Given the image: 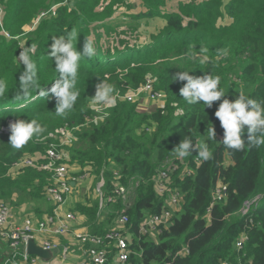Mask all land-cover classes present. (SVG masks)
<instances>
[{
    "label": "trees",
    "instance_id": "trees-1",
    "mask_svg": "<svg viewBox=\"0 0 264 264\" xmlns=\"http://www.w3.org/2000/svg\"><path fill=\"white\" fill-rule=\"evenodd\" d=\"M1 1L6 14L0 22V77L6 79L8 91L0 98V130L11 120L37 119L46 131L20 150L9 144L10 134L0 132V200L15 206L28 197L34 202L47 198L46 187L51 183L49 173L26 166L13 176L9 171L12 163L45 150L63 119L79 124L92 116V97L96 84L103 79L113 83L116 90L128 92L141 86L149 73L154 72L155 88L165 97V102L156 110L144 113L138 110L136 101L121 100L111 107L104 120L76 130L75 142L66 146L70 163L80 167L75 175L87 173L100 179L103 170L106 197L112 194L117 181L135 185L129 208H123L120 197L107 200L110 201L107 204L122 208L129 216L133 232L129 264H219L222 258L235 262L239 255L243 256L245 264H264V145L256 147L246 143L243 151L224 146L220 141L223 129L214 115L220 101L214 102L212 108H205L202 103L188 105L179 93L184 82L172 78L183 70L191 71L193 76L220 75V87L226 98L234 100L243 92L264 101V0L180 3L177 12L164 14V27L142 46H128V42H123L124 48L96 46L93 57L80 61L77 83L80 96L66 117L57 116L55 100L37 90H32L27 99H15L18 78L24 70L18 56L22 47L26 50L25 42L28 47L36 45L32 58L37 63L39 84L41 89H50L59 78L55 63L48 55L52 37L76 26V47L81 50L85 38H91L92 32L106 31L105 26L91 29V25L108 17L117 0H111L103 12H96L102 0H77L75 5L65 0ZM144 2L152 15L158 12L160 0ZM53 5H57L55 13L47 17L51 19H43L34 29V38H26L22 44L20 36L25 34L24 26ZM225 6L231 22L221 24L219 20ZM140 16L147 17L149 13ZM190 44L196 45L192 51L197 53L201 46L206 48L209 61L201 63L191 59ZM221 49H226L228 54L221 55ZM117 54L122 56L121 61L116 60ZM103 58L108 60L103 61ZM212 123L217 140H209L205 133L207 124ZM189 137L208 143L212 158L205 161L193 153L176 159L173 149L183 138ZM168 161L177 165L168 188L179 189L181 211L174 215L158 240L138 236L142 218L160 213L166 205L169 193H156L155 177L157 170ZM116 171L120 174L119 180L115 177ZM218 187L222 188L223 196L214 199ZM258 197L262 203H253L252 210H256L246 217L239 214L247 202ZM52 210L53 206L49 205L47 211ZM75 210L85 216L87 228L97 235L106 234L114 218L116 221L118 218L107 209L106 217L101 220L99 200L92 198L79 202ZM242 231L248 233L249 239L244 249L237 252L233 241ZM183 249L184 253L180 254ZM114 254L115 248H112L109 261Z\"/></svg>",
    "mask_w": 264,
    "mask_h": 264
},
{
    "label": "clouds",
    "instance_id": "clouds-1",
    "mask_svg": "<svg viewBox=\"0 0 264 264\" xmlns=\"http://www.w3.org/2000/svg\"><path fill=\"white\" fill-rule=\"evenodd\" d=\"M68 1L69 0H65L66 3H68ZM202 1L204 0H189V2L187 3H193V2L198 3ZM109 3L105 5H108ZM224 16L225 14L223 15V17ZM97 24H98L97 22H94L93 26ZM151 36L150 38H146L148 40L145 43H147L151 39ZM77 39H78V33L75 29L71 31L66 30L65 34L58 36L54 35L52 37L53 42L50 45L51 51L50 53H48V55L55 63V69L56 72L59 73V78L55 80V83L52 84L50 89H46V90L41 89L40 87L37 63L32 58L33 55L35 54L36 45L34 44L31 45L30 51H25L22 47V51L20 52L18 58L20 63L23 65L24 70L20 73L18 78L19 90L15 94V99L16 100L27 99L32 90H37L40 92L41 95H47L49 99L55 100V114L57 116L66 117L68 113H70L73 110L80 96V91L77 88L80 61L84 57L91 58L95 55L94 41L91 38L89 37L85 38L81 50H78V48L76 47ZM134 44H137L136 41L129 42V45L131 46H133ZM195 47H196L195 44L189 45L188 54L190 58L198 59L200 60L201 63H207L209 61V57L206 55L207 49L201 46L200 52L197 53L192 51V49H194ZM220 54L226 56L228 52L226 49H221ZM190 72L191 71L183 70L181 72H178L175 76L172 77L174 81L184 82L183 86L179 89L180 96L184 99V101L188 105L202 103L203 105L206 106L205 108H212L214 102L220 101L214 115L215 118L219 120L220 127L223 129V137L222 140L220 141L224 146L232 150L243 151L245 150L246 143L249 145H254L256 147H260L264 145V101H257L256 99L246 96L243 92H240L239 96L234 100L226 98V93L220 87L221 85L220 75L204 73L201 76H193L190 74ZM155 85L156 84L154 80V87ZM135 90L136 89L134 88L128 92L132 93ZM155 90L157 89L155 88ZM7 91H8L7 81L5 78L0 77V98L5 97ZM118 91H120L122 94H126L121 89H117L116 91L115 85L113 83L108 82L106 78L103 79L101 82L97 83L95 95L92 97V101H91L94 106L93 109L94 112L92 116L87 117V120L94 118V116L97 114L96 110L99 111V108L97 107H99L100 105L110 106L109 108L106 109V113L108 115V111L111 109V107L115 106L118 101L127 100V99H121L117 101L116 92ZM147 98L151 100H158L162 98L164 99L165 102V97H163L162 94L161 97L157 99H152L149 96ZM137 99L140 98L138 97L134 101H129V100L128 101L129 102L136 101L138 106L139 101H137ZM144 113H148V112H144ZM107 115L102 119H99L94 122H99L104 120L107 117ZM87 120L79 124L70 123L69 121L66 122H69V124L81 125L80 128L82 129L83 127H88L92 123H94L90 121L87 123ZM62 122L63 121H61L60 124ZM9 130H10L9 144L13 149L20 150L24 148V146L27 145L29 141L33 140L35 137L41 136V134H43L46 131V128L37 119H31L30 121H26L24 119H17L16 121L10 123ZM245 132L247 133L246 139H245ZM205 133L209 140H217L216 128L213 123L211 124V126L207 124ZM55 140L56 138L54 137V141ZM173 150L175 151L178 158H186L191 154L196 153L199 156V158L207 161L211 159L213 156V152L210 149L208 143H202L198 139L194 140L193 138L190 137L183 138V140ZM38 153H42V152L40 151ZM168 162H166L164 165H166ZM163 166L159 168L157 174L163 168ZM102 175L104 177L103 170L101 171L100 181ZM72 176L74 175L72 174ZM74 178L76 179V176H74ZM172 179H173V174L171 175V181ZM133 180H130V182ZM126 186H130V185H126ZM218 188L221 189L220 197H217L215 192L214 199H221L223 196L222 188L221 187ZM102 191L104 193L103 187H102ZM104 196L105 198L108 197V196L106 197L105 193ZM168 199H169V194L168 197H166V203L168 202ZM254 202L262 203V200L260 197H258L251 202H247L239 214L246 217L250 212L256 210L257 208L252 210V205ZM51 205L54 207L52 203ZM180 211L181 209L178 212ZM178 212H174L173 217ZM99 215H100V211H99ZM148 237H152V236H148Z\"/></svg>",
    "mask_w": 264,
    "mask_h": 264
},
{
    "label": "built area",
    "instance_id": "built-area-1",
    "mask_svg": "<svg viewBox=\"0 0 264 264\" xmlns=\"http://www.w3.org/2000/svg\"><path fill=\"white\" fill-rule=\"evenodd\" d=\"M1 1V0H0ZM117 93V101L127 99L134 101L136 98L151 97L157 99L161 97V93L155 90L154 80L147 78L145 83L139 86L134 92L130 94H122L120 91ZM108 105H100L99 111L94 118L87 120V123L102 119L107 115L106 109ZM96 108V109H97ZM15 120H11L10 123ZM3 127L0 132L10 134L9 125ZM81 125L69 124L63 122L55 128L54 137L46 148L44 153H39L36 156H28L12 163V168H23L26 166L35 167L40 170L47 171L51 176V183L46 187L47 198L54 205L52 213L44 214L41 220L34 221L31 217L25 219L22 224H12L10 217L12 215V206L5 200H0V239L9 243L11 248L8 256L5 258L3 264H41L42 259L38 255L29 253L27 250L28 241L37 238L38 235L43 233H55L57 235H64L70 231L73 226L77 215L71 211L63 212L62 208L67 202V198L72 189V180H76L70 174L69 166L64 161L63 149L66 146H71L75 142V131ZM177 169V165L168 162L159 171L155 177V188L158 195H164L167 191L169 199L163 210L160 213L149 214L142 218L138 224V236H158L164 229L168 228L172 223L174 212H178L182 204V195L178 188L170 190L168 185L171 182V175ZM190 175L191 172H186ZM115 177H120L116 171ZM105 183L102 175L99 182L100 202L99 211L102 212L107 200H116L118 197H126L129 187L122 184L120 181L115 183L113 194L105 198L103 191H101ZM221 189L216 191L217 197H220ZM118 228H112L104 235L92 234L87 230H79L75 232L76 237L84 246L86 251V259L79 264H129V257L132 253L130 248L131 238L133 232L129 226L130 219L124 210L121 211L117 218ZM122 226V228L119 227ZM248 240L246 231L241 232L234 240L233 245L237 252L244 249L245 243ZM42 247L48 250H53L57 246L50 240H45L41 244ZM115 248V254L112 261H109L110 250ZM184 249L180 254L184 253ZM63 258L68 254V248L63 246L60 251ZM250 260V259H249ZM219 264H245L243 256L239 255L236 258V263L231 260L220 259ZM165 264H172L166 262Z\"/></svg>",
    "mask_w": 264,
    "mask_h": 264
},
{
    "label": "crops",
    "instance_id": "crops-1",
    "mask_svg": "<svg viewBox=\"0 0 264 264\" xmlns=\"http://www.w3.org/2000/svg\"><path fill=\"white\" fill-rule=\"evenodd\" d=\"M109 2L110 0H102V2L99 4L100 6L97 7L96 12H103L106 6L105 4ZM187 2H189V0H160V5H158L157 8L158 12L152 15V12L149 10L150 8L145 4L144 0H117L113 5L112 13L104 20L96 22H113L115 19H125L130 22H137L139 23L138 30L143 33V36L141 37L142 40L150 38L152 34L157 33L162 27H164L166 22H162L161 16H164L166 12H177L179 10V4ZM142 13H149V16L141 17L140 15ZM136 15H139L141 18L139 16L136 18ZM153 102L154 100L151 99L145 100V104H147L149 109L154 104ZM160 105H162V103ZM63 155L65 163H67V165L69 166L70 173L76 176V180L71 181L72 189L67 198L66 204L62 208V211L75 212L77 218L74 221L70 231L64 235H57L55 233H43L37 236L36 242L39 245H41L45 240H50L57 246V248L53 249L56 250V253L50 260H42L44 264H76L80 262L84 257H86V251L84 250V246L76 237L75 232L79 230H87V232H91L87 228L85 216L77 213V211L75 210V206L79 202L85 201L86 198L92 197H86V195L90 191L88 189L89 182L94 179V175L87 173L82 175H75L76 172L80 171V167L77 164L70 163L68 148L63 149ZM9 171L13 176H16L20 169L10 167ZM77 194H79L80 197H78ZM128 199L126 201L123 200V203L126 205V208L131 205V202ZM13 200H16V196ZM18 201H20V199ZM21 202L22 203H20L19 205H12L13 211L10 217V221L12 224H22L28 217H31L34 221L41 220L44 217V214L50 213L47 211L48 206L51 205V201L49 199L48 202L45 201L42 203L41 201L34 202L29 200H23ZM29 209H34V211L32 210L33 213H29ZM102 214L103 212L100 213V215ZM63 246L67 247L69 251V254L65 258H63L60 253ZM10 250L11 249L8 242L0 239V264L4 263V260ZM234 261H236V259Z\"/></svg>",
    "mask_w": 264,
    "mask_h": 264
},
{
    "label": "rangeland",
    "instance_id": "rangeland-1",
    "mask_svg": "<svg viewBox=\"0 0 264 264\" xmlns=\"http://www.w3.org/2000/svg\"><path fill=\"white\" fill-rule=\"evenodd\" d=\"M228 1L229 0H225V3H227ZM76 2H77V0H69L68 1V3H70L71 5H75ZM56 6L57 5H53L49 10L40 12L38 14V16L35 17V19L33 20V22H31L30 24H27V25L24 26V30H25L24 32H25V34H22L20 36V38L23 40V43L22 44H24V42L26 41V38H31V39L34 38V34H33L34 29H36V27L39 25V23L43 19L44 20L51 19V18H47V17H49L50 15H53L55 13ZM223 12H224L225 16L224 17L221 16L219 22L221 24L230 23L231 22V18L228 17V15H227V12L228 11H227V7L226 6L223 8ZM166 13H169V12H166ZM5 14H6L5 6H4L3 2L0 1V22H3V18L5 16ZM161 20H162V22H166V18L164 16H161ZM93 24L94 23H92V25H91V29L92 28L100 29L102 26H105V29H106L105 32L102 31V30H100L99 32H92L91 33V39L94 41V46L95 47L96 46H101L103 48H107L108 46H111V47L121 46V47L124 48V43L123 42H125V43L128 42V46H131V45H129V42L136 41L137 44L143 45V44H145V41L148 40V39H142L141 40V37L143 36V33H141V31L138 30L139 23L134 22V21L133 22H130V21L125 20V19H120V20L119 19H117V20L115 19L113 22L112 21H104L103 23H98L96 25V27H94ZM73 29L76 30L77 27L75 26L71 30H73ZM6 36H9V34L7 32H6ZM9 38H10V36H9ZM24 47L26 49L25 51H30V47H28L26 45V42H25ZM106 60H108V59L107 58H103V61H106ZM116 60L121 61L122 60V56L119 55V54H117L116 55ZM148 77L153 78L154 80H156V73L150 72L149 75H148ZM125 93L126 94H130L129 92H126V91H125ZM147 99H148L147 97L137 99V101H139V104H138L139 111H141V112H152V111H154V110L157 109V106L158 105H160L161 103L164 102V99H162V98H160L158 100H154V102H153L154 104L149 109L148 106H147V104H145V100H147ZM65 121H68V120H63V122H65ZM61 124H59V125H61ZM84 128L85 127H83L82 129H84ZM51 138H52L51 141H54V137L51 136ZM49 141L50 140H48L47 142H49ZM41 152L44 153V150H41ZM36 153H38V152H36ZM177 158L178 157H176V159ZM157 172H158V170H157ZM157 172H156V174H157ZM99 181H100V179H98V178H96L94 176V179H92V181L89 182L88 189L90 191L88 192V194L86 195V197L87 196H92L91 198H92L93 201L100 200ZM134 188H135V185L129 187V189H128L127 193H126V196L129 197L128 200H130L131 204H132V200L134 198V195L132 194V191H133ZM101 191H102V189H101ZM77 195H78V197H80L79 194H77ZM27 199L29 201H33V200H31L30 197H28ZM43 199L44 200L41 201V203L42 202H45V201L48 202V199H46V198H43ZM119 199H121L123 201L124 197H120ZM123 206H124L123 208H126V205L124 203H123ZM107 209H109L110 213H115V215H117V217H118V215L121 213V209L122 208L115 209L113 207V204H107L106 203V205L104 206V208L102 210L103 214L100 215L101 219H104L106 217V210ZM32 210L34 211V209H29L28 212L29 213H33ZM115 218L112 221V224H111V227L110 228H118V224H117ZM119 227L122 228L121 225H119ZM149 238H151L153 240H158V236L149 237ZM85 259H86V257H84L81 261H83ZM80 262H78L76 264H79ZM41 264H44L43 261L41 262Z\"/></svg>",
    "mask_w": 264,
    "mask_h": 264
},
{
    "label": "water",
    "instance_id": "water-1",
    "mask_svg": "<svg viewBox=\"0 0 264 264\" xmlns=\"http://www.w3.org/2000/svg\"><path fill=\"white\" fill-rule=\"evenodd\" d=\"M27 250L29 253L38 255L42 260H50L56 253V250H48L37 244L34 239L28 241Z\"/></svg>",
    "mask_w": 264,
    "mask_h": 264
}]
</instances>
